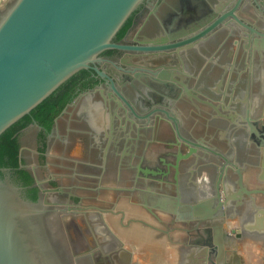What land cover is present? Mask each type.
I'll list each match as a JSON object with an SVG mask.
<instances>
[{"label":"flooded vegetation","instance_id":"flooded-vegetation-1","mask_svg":"<svg viewBox=\"0 0 264 264\" xmlns=\"http://www.w3.org/2000/svg\"><path fill=\"white\" fill-rule=\"evenodd\" d=\"M218 2L212 38L202 16ZM257 12L254 0H153L47 131V172L103 264H151L142 230L192 252L181 264H264V141L226 108L264 69L246 34Z\"/></svg>","mask_w":264,"mask_h":264},{"label":"water","instance_id":"water-1","mask_svg":"<svg viewBox=\"0 0 264 264\" xmlns=\"http://www.w3.org/2000/svg\"><path fill=\"white\" fill-rule=\"evenodd\" d=\"M152 1L9 0L0 7V264H103L79 203L60 194L47 172V131ZM262 1L254 3L264 17ZM224 9L219 2L206 6L205 34L220 33ZM247 28L251 52L262 53L264 23ZM257 59L256 68L264 63ZM254 76V91L242 88L226 108L253 121L264 141V69Z\"/></svg>","mask_w":264,"mask_h":264},{"label":"crops","instance_id":"crops-1","mask_svg":"<svg viewBox=\"0 0 264 264\" xmlns=\"http://www.w3.org/2000/svg\"><path fill=\"white\" fill-rule=\"evenodd\" d=\"M4 2L0 4V7H3ZM136 237L142 254L141 260L144 262L148 261L151 264H181L183 260L188 261L189 256L192 254V252L189 254L187 250L184 252L179 243L175 240H168V236L159 231L150 233L142 230V232L136 234Z\"/></svg>","mask_w":264,"mask_h":264},{"label":"rangeland","instance_id":"rangeland-1","mask_svg":"<svg viewBox=\"0 0 264 264\" xmlns=\"http://www.w3.org/2000/svg\"><path fill=\"white\" fill-rule=\"evenodd\" d=\"M5 0H3L2 2H4ZM9 1V0H8ZM4 5V4H3Z\"/></svg>","mask_w":264,"mask_h":264}]
</instances>
